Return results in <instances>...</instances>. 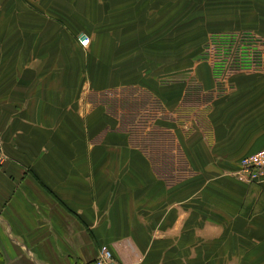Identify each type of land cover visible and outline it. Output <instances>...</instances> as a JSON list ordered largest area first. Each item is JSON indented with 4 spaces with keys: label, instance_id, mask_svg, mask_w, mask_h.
<instances>
[{
    "label": "crops",
    "instance_id": "1",
    "mask_svg": "<svg viewBox=\"0 0 264 264\" xmlns=\"http://www.w3.org/2000/svg\"><path fill=\"white\" fill-rule=\"evenodd\" d=\"M173 1L146 0L143 14ZM135 12V0H0V264H93L103 247L121 264H264V183L237 179L238 164L215 158L264 150V101H235L251 88L245 73L183 60L181 77L160 79L175 82L164 93L136 63L112 62L117 83L123 75L147 101L89 94L109 71L101 58L92 76L73 26L107 32L104 17ZM110 26L111 42L138 40ZM161 30L144 25L143 38L160 41ZM124 105L171 144H133ZM243 106L254 127L231 133ZM153 150L169 161H147Z\"/></svg>",
    "mask_w": 264,
    "mask_h": 264
},
{
    "label": "rangeland",
    "instance_id": "2",
    "mask_svg": "<svg viewBox=\"0 0 264 264\" xmlns=\"http://www.w3.org/2000/svg\"><path fill=\"white\" fill-rule=\"evenodd\" d=\"M145 1L135 0L136 14H143L147 10V7L144 10ZM111 8L112 6L109 11H106L107 14L111 13ZM97 12L100 11L93 10L91 18L93 23L96 21ZM103 19L109 22V25L106 26L108 27L107 32L101 30V25H85L87 23L85 20H80L77 26H73L74 35L78 36L84 54L90 55L92 52L91 61L93 64L90 70L92 76L97 77L95 61H101V58L104 59L103 63L106 64L109 71L99 75L98 88L93 89L92 93L89 92L94 98L103 99L108 104L117 100L126 103L134 101L136 89L132 83L125 84L123 75H120V80L117 83L111 72L114 68L112 62H120L121 65L122 62L129 61L136 63L137 72H144L146 75L151 73L149 74L151 83L147 85L148 87L164 93H173L175 82L173 80V82H162L160 79L165 76L168 79L181 77L182 73L176 72L175 68L181 67L183 60H188L195 64L207 61L210 68L217 71L229 70L227 73H231V77L235 71L245 73V79L250 81L251 88L247 94L239 95L235 101H264V0H174L171 4L163 2L157 6L155 11L135 18L126 19L123 17L116 22H113L114 20H111L110 16ZM129 22H131L130 29L127 28ZM149 24L153 27L162 25V30L156 35V37L163 36L162 40L149 41L143 38V26ZM110 25L121 29L123 39L136 36L138 40L135 42L128 40L111 42L112 28ZM106 27L104 26V28ZM130 31H132L130 34L134 35L127 36ZM132 52L134 54L129 59L127 53L131 55ZM230 80L227 78L226 82L235 90L234 79L231 83ZM220 82L223 83L222 80ZM193 92L195 97L196 91ZM211 92L206 87H200L199 90V94L201 93V96L205 97L204 100L209 98ZM109 93H115L117 97L111 99L108 97ZM187 93L189 94L190 91ZM139 96L142 95L138 94ZM135 101L147 100L142 97ZM128 108L127 105H124L123 117L128 120L123 122L127 129L129 127L128 131L133 144L143 148L153 142L159 143V141L167 145L171 144L169 136L161 137L156 134L154 129L149 130L148 121L145 122L141 115H138L139 113L133 114L134 107H130L132 113L128 111ZM241 110H244V106L234 114H230L234 115L237 121L228 123L231 127L236 128L235 130L229 129V132L238 135L240 132H249L254 127V123L250 125L253 121L249 120L253 116L244 114L246 111L244 110L242 113ZM221 134L227 136L226 133ZM143 148L141 149L144 150ZM156 152L158 151L153 150V153L148 155L147 161H154L160 156L163 160L169 161V158L166 157L167 154H157ZM141 155L143 159H146L145 155ZM224 155L227 162L238 164L246 154H216L215 158L218 160L220 156ZM139 160L142 161V158Z\"/></svg>",
    "mask_w": 264,
    "mask_h": 264
},
{
    "label": "built area",
    "instance_id": "3",
    "mask_svg": "<svg viewBox=\"0 0 264 264\" xmlns=\"http://www.w3.org/2000/svg\"><path fill=\"white\" fill-rule=\"evenodd\" d=\"M7 156L2 134L0 132V169L5 165ZM234 176L249 184L264 183V150L244 157L238 163ZM93 264H121L108 247H103Z\"/></svg>",
    "mask_w": 264,
    "mask_h": 264
}]
</instances>
